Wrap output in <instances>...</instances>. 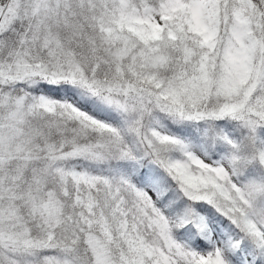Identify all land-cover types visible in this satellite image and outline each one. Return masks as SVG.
I'll use <instances>...</instances> for the list:
<instances>
[{
  "label": "snow or ice",
  "instance_id": "obj_1",
  "mask_svg": "<svg viewBox=\"0 0 264 264\" xmlns=\"http://www.w3.org/2000/svg\"><path fill=\"white\" fill-rule=\"evenodd\" d=\"M0 264H264V0H0Z\"/></svg>",
  "mask_w": 264,
  "mask_h": 264
}]
</instances>
